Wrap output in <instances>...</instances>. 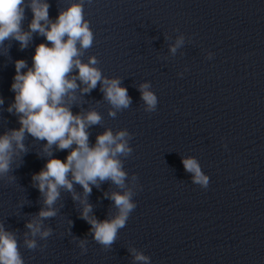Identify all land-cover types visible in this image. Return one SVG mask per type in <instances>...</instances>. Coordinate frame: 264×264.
Segmentation results:
<instances>
[{"label":"water","instance_id":"obj_1","mask_svg":"<svg viewBox=\"0 0 264 264\" xmlns=\"http://www.w3.org/2000/svg\"><path fill=\"white\" fill-rule=\"evenodd\" d=\"M71 2L49 0L50 17ZM84 15L94 42L82 59L96 56L105 76L121 79L132 104L110 117L99 85L78 103L103 117L90 129L92 143L105 128L133 134L124 167L138 176L137 207L104 248L80 219L82 206L62 190L57 216L44 221L52 235L37 237L41 248L27 249L25 223L42 207L31 177L47 159L45 142L29 136L28 153L9 173L15 180L0 179V222L17 233L25 264H135L129 249L149 256L150 264H264V0H86ZM26 16L25 29L30 10ZM181 35L184 44L172 54ZM43 42L34 35L25 50L16 41L0 46V134L19 127L6 111L14 100V62L31 66ZM145 82L158 97L152 113L138 91ZM54 155L63 160L67 151ZM182 157L198 160L210 178L207 189L192 183ZM114 190L107 182L93 187L88 201L97 219L115 213L105 198ZM75 191L82 193L79 185ZM80 239L87 240L83 254Z\"/></svg>","mask_w":264,"mask_h":264},{"label":"clouds","instance_id":"obj_2","mask_svg":"<svg viewBox=\"0 0 264 264\" xmlns=\"http://www.w3.org/2000/svg\"><path fill=\"white\" fill-rule=\"evenodd\" d=\"M85 2L73 0L67 7L58 8L57 17L52 19L49 0H0V46L5 41H16L20 50H25L34 35L44 37L46 41L36 45L31 66L24 59L14 62L15 75L11 84L14 100L6 111L17 117L19 127L0 134V179L9 181L15 180V176L9 175L14 160L28 153L25 140L30 136L45 142L42 152L46 162L31 177L33 187L41 195L42 207L25 223L27 231L23 234V244L29 250L41 248L37 237L47 240L52 235L53 229L45 227L44 221L57 216L55 205L62 190L70 193L73 201L82 206L80 219L91 226L92 238L104 248H111L119 230L126 226L137 207L133 198L141 188L138 176L132 174L129 177L124 167V159L133 152L129 143L133 134L127 129L113 131L105 128L92 143L90 129L102 125L103 117L95 108L85 110L78 103L99 85L104 100L110 105V117L115 118L118 112L132 104L121 79L105 76L97 66L96 56H89L87 62L82 59L94 42L90 22L84 15ZM87 2L91 3V0ZM26 10L32 13L27 29L24 27ZM183 44L181 35L170 46L171 53L175 54ZM211 56L209 54V58ZM138 91L144 111L155 112L158 97L151 90V84H140ZM3 105L4 98L0 97V107ZM73 107L81 110L74 113ZM59 151H67L65 159L54 155ZM181 159L185 171L191 174L192 183L207 189L210 178L202 171L198 160L193 157ZM106 182L118 189L105 193V198L112 201L115 213L110 212L108 218L100 220L91 214L93 205L88 197L93 187L99 188ZM76 185L80 186L82 193L75 191ZM86 244V239L79 240L82 254L87 252ZM129 251L135 264H150V257L143 252ZM0 264H25L17 233L6 229L2 222Z\"/></svg>","mask_w":264,"mask_h":264}]
</instances>
